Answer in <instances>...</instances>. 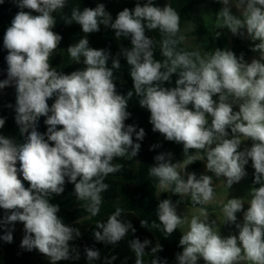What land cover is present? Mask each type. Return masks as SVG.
Listing matches in <instances>:
<instances>
[{"label": "clouds", "instance_id": "clouds-1", "mask_svg": "<svg viewBox=\"0 0 264 264\" xmlns=\"http://www.w3.org/2000/svg\"><path fill=\"white\" fill-rule=\"evenodd\" d=\"M14 2L20 11L3 37L8 67L0 89L15 87V122L25 139L17 144L0 135V208L10 211L0 223H23L21 247L38 250L50 264L79 260V251L69 242L81 233L64 224L57 215L59 206L51 204L49 198L63 193L67 178L74 184L80 207L92 217L99 214L102 193L109 188L105 179L124 167L114 161L136 157L141 144L134 142L133 135L136 141L145 137L143 128L125 124L130 116L128 101L135 93L139 105L150 112L153 131L183 145V162L172 163L171 153L154 157L156 165L149 168L148 175L157 188L188 196L193 205H208L215 195L213 176L201 174L198 178L193 172L186 173L185 180L181 175L198 160L205 161L206 171L216 178L225 177L228 188L247 176L245 166L251 161L254 185H259L250 189L242 223H237L236 213L243 210L245 200L228 199L223 205V223L234 224L238 236L222 237L215 221L209 222L204 207L188 220L177 214V206L170 199L161 201L156 212L160 223L153 222L152 227L162 225L168 237L188 224L179 240L183 251L176 256L178 264H198L200 259L205 264H264V0H218L223 8L216 15L217 27L241 36L244 29L253 42L259 41L251 48L259 53V59L250 63L243 53L237 57L229 49L202 54L180 48L185 41L180 34L181 18L170 4L161 8L154 0H147L143 6L137 3L133 10L120 11L114 21L102 3L83 10L74 6L70 16L61 18L66 24L78 23L86 35L69 46L67 53L77 64L82 60L85 67L71 74L49 63L62 40L53 31L57 22L53 13L61 12L67 0ZM233 6L239 15L232 13ZM101 24L115 30L117 39H131L132 47L122 48L111 68L107 66L110 53L91 48L87 39V34L99 31ZM146 29L159 31V43L145 35ZM157 45L163 61L154 59ZM120 55L130 66L134 84V92L128 91L126 96L117 93L114 83L113 69L121 67ZM173 74H178L175 87H165ZM217 96L218 100L213 99ZM41 117L47 126L43 134L37 130ZM4 125L5 118H0V128ZM248 140L251 147L241 150L242 142ZM122 211L117 207L106 223H96L93 235L97 242L116 245L129 231L135 233L130 221L120 219ZM140 223L149 228L148 220ZM0 239L11 243L12 232L6 231ZM150 244L147 239L129 241L135 264H143ZM159 250V244L151 247L153 257ZM84 251L87 261L100 259L98 250L86 247ZM151 264L167 262L154 258Z\"/></svg>", "mask_w": 264, "mask_h": 264}, {"label": "trees", "instance_id": "trees-1", "mask_svg": "<svg viewBox=\"0 0 264 264\" xmlns=\"http://www.w3.org/2000/svg\"><path fill=\"white\" fill-rule=\"evenodd\" d=\"M210 0H154V5L163 8L165 5L170 4L178 12L180 20V28H183L186 22L190 21V12L193 8L203 2L207 3ZM147 0H67L66 6L59 13H53L56 18V25L53 31L62 36V40L58 45L57 50L50 58V66L56 68L58 71H62L64 74H71L73 71L82 70L85 65L83 61L79 64L73 62L67 53V48L71 45L78 43V41L85 37L81 26L72 22L66 24L61 18L62 16H70L71 9L74 6H78L81 10L85 7L95 8L97 4H104L106 11L111 15L113 21L117 17L118 13L125 8L133 10L137 3L143 6ZM215 6L219 9L220 3L218 0L215 2ZM20 11L14 0H4L0 4V81L7 79V62L6 56L7 50L3 46V37L6 29L11 25V22L15 15ZM24 11H31L24 9ZM32 15H38V13L31 12ZM208 28L204 25L200 26V29L196 31V36L205 35L208 33ZM181 34V33H180ZM145 35L149 38L155 39L159 43L161 36L158 30H145ZM89 46L94 49H104L110 53L107 66L112 67V60L117 57L122 48H131V39L121 37L117 39L115 36V30L110 27L100 25L99 31L87 34ZM238 57L243 53V56L253 53L251 48L253 45L241 44V41L236 40ZM180 48L192 51V49L186 48L184 43L179 45ZM223 45L220 41L212 42L209 47L210 51H214L216 48L223 50ZM209 51V52H210ZM154 59L163 61L164 57L161 54L160 48L157 45L154 48ZM119 62L121 67L119 69H113L114 83L116 85V91L118 94L127 95L128 91L134 92L133 80L130 76V66L127 64L126 58L123 55L119 56ZM178 79V74H173L171 77V83H165V87H175V80ZM215 97H213L214 99ZM55 98L48 101L49 106L54 102ZM139 97L133 95L128 101L127 111L130 113L129 118L125 121L126 125H135L137 130L143 128L145 131V137L142 141H136L135 135H133L134 142L141 144L138 155L131 160L116 158L114 162L121 163L123 169L115 174H110L105 183L109 185V188L102 193L103 202L101 204L100 212L97 216L92 217L90 214L80 207L81 202L76 199L74 192V184L66 182L64 185L63 193L56 195L53 194L49 198V202L53 205L59 206V212L57 215L62 219L65 225L79 229L81 236L70 241V247L75 248L80 253L79 260L69 259L66 261H59L57 264H135V253L129 247V241L133 239H139L143 242L145 239L149 240L151 244L146 248V254L143 257V264H151V260L156 258L160 261H166L167 264H171L176 259L178 253H182L183 248L179 244V240L183 232L180 228L174 231L170 236L165 237L160 227H152L153 222L159 225V220L156 215L158 205L161 200L157 195L156 181L149 177L148 170L150 167L156 165L154 159L155 156L161 153H171L173 158H177L179 161L184 160L183 145L177 144L174 141H168L165 137L157 131H153V125L150 123V112L146 108H142L139 105ZM15 104H16V91L14 86H8L4 89H0V118H5V125L0 128V135L13 139L17 144L24 142L25 137L21 136L19 127L15 122ZM11 105V107H9ZM191 107V106H189ZM235 111V108L233 107ZM45 117H41L37 130L40 133L47 131V126L44 123ZM60 127V126H58ZM230 131V130H229ZM156 146V147H153ZM194 153V150H190V154ZM139 157L138 162L136 159ZM17 168H19V162H17ZM249 178L252 183V187H259L254 185V168L251 161L246 165ZM18 178L21 179L24 186L29 187V183L23 180L22 175ZM170 195L176 203H180L182 206L204 207L207 211H211L212 208L204 205H193L190 198L183 199L178 194H173L170 191ZM164 199L168 198V195L163 196ZM117 207H120L122 215L120 219L124 221H130L132 226L136 229L135 233L129 231L127 236L116 245H106L103 242H97L94 238V231L97 230L95 225L97 222H107L108 217L113 214ZM10 211H6L0 208V221L6 215H9ZM146 219L149 222V228L141 227L140 221ZM6 231H11L13 240L11 243L5 242L0 239V258H2L5 264H50L47 257L41 254L38 250L33 249L28 251L21 247L22 239L25 235L24 225L22 222H15L14 224L3 225L0 223V237H2ZM159 244L161 250H159L155 256L151 253V247ZM91 248L100 252V259L96 261H87L85 248ZM74 255V254H73ZM115 256V260H111V257Z\"/></svg>", "mask_w": 264, "mask_h": 264}, {"label": "rangeland", "instance_id": "rangeland-1", "mask_svg": "<svg viewBox=\"0 0 264 264\" xmlns=\"http://www.w3.org/2000/svg\"><path fill=\"white\" fill-rule=\"evenodd\" d=\"M216 0H210L209 2L201 3L193 8V10L190 12V21L186 22L181 28V34L185 36V41L183 42L186 45V48L192 49V50H200L201 53L203 52H209V47L211 46L212 42L220 41L223 45V49H229L235 53V55L238 57V47L236 44L237 38L241 41V44H247V45H253L254 43H258L259 41L253 42L246 33V30L242 29L241 31L244 33V35H233L229 29L227 28H218L217 27V17L216 15L219 13V11L223 8V5L220 3L219 9L215 6ZM232 13L234 15H239L238 10L235 8V6L232 7ZM204 25V27L208 28V33L196 36V31L200 29V26ZM220 33L219 36L216 35V33ZM259 59V53L253 52L250 55L244 56V60L248 63L252 61V59ZM214 99L218 100V96ZM235 108V111H239L238 106H233ZM252 141H244L241 144V150L245 147H251ZM194 154V153H192ZM139 157L136 159L138 162ZM172 163L177 162H183L182 160L179 161L177 158L171 159ZM245 170L247 172V176L244 177L240 182L235 183L232 185L231 188H228L225 184L226 178L220 177L216 178L213 173L206 171V162L205 161H195L194 163L188 165L186 169L181 172L182 177L186 180L187 175L186 173H196L197 177L201 174H207L213 176V187L215 190V195L212 200L207 206L211 207L212 210L208 211L209 214V222L215 221L217 230H219V233L222 237H228L229 235H237L239 233V230L235 227L234 224L230 223H223L224 216L222 212L223 205L227 202L228 199L233 198H240L245 200V203L243 205V210L241 212L236 213L237 216V223L243 222V212L246 211L249 207V204L247 203L251 199L250 195V189L252 188V183L249 178L248 170L245 166ZM157 195L158 198L163 201L164 195H168V198L170 199L174 204H176V211L177 214L184 218L186 217L188 220H190L192 215H198L200 209L198 207H192V206H182L180 203H176L173 201L170 191H162L159 188H157ZM181 198L186 199L190 198L188 196H184ZM181 231L184 233L188 230V224L185 223L183 227L180 228ZM0 264H5L4 260L0 258ZM171 264H178L177 259L171 262ZM198 264H205L203 259L198 260Z\"/></svg>", "mask_w": 264, "mask_h": 264}]
</instances>
